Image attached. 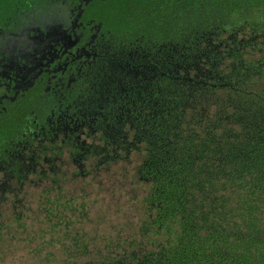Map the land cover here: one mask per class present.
I'll use <instances>...</instances> for the list:
<instances>
[{
    "label": "trees",
    "instance_id": "obj_1",
    "mask_svg": "<svg viewBox=\"0 0 264 264\" xmlns=\"http://www.w3.org/2000/svg\"><path fill=\"white\" fill-rule=\"evenodd\" d=\"M97 5L125 49L97 61L103 108L86 102L107 119L78 115L107 152L138 154L146 193L124 241L71 233L74 258L51 264H264V0Z\"/></svg>",
    "mask_w": 264,
    "mask_h": 264
},
{
    "label": "flooded vegetation",
    "instance_id": "obj_2",
    "mask_svg": "<svg viewBox=\"0 0 264 264\" xmlns=\"http://www.w3.org/2000/svg\"><path fill=\"white\" fill-rule=\"evenodd\" d=\"M124 39L105 23L97 0H16L10 5L0 0L3 202L10 196L15 203L26 201L29 183L62 184L67 150L75 174L86 175L90 167L110 161L111 151L99 135L85 130V120L108 117L90 111L87 103L103 108L96 95L101 88L97 61L103 58L106 66L125 49ZM76 104H85L87 119L78 115Z\"/></svg>",
    "mask_w": 264,
    "mask_h": 264
},
{
    "label": "rangeland",
    "instance_id": "obj_3",
    "mask_svg": "<svg viewBox=\"0 0 264 264\" xmlns=\"http://www.w3.org/2000/svg\"><path fill=\"white\" fill-rule=\"evenodd\" d=\"M67 151L62 184L29 183L23 192L26 201L19 203L11 201L12 196L3 202L0 196V212H4L0 219L10 222L4 229L1 264H51L69 254L73 259L71 233L85 232L92 244L105 247L136 231L140 198L146 193L144 183L135 177L138 154L124 158L111 151L109 162L80 175L75 174L76 165ZM48 187L52 192L45 193ZM16 216L19 221L12 222Z\"/></svg>",
    "mask_w": 264,
    "mask_h": 264
},
{
    "label": "bare ground",
    "instance_id": "obj_4",
    "mask_svg": "<svg viewBox=\"0 0 264 264\" xmlns=\"http://www.w3.org/2000/svg\"><path fill=\"white\" fill-rule=\"evenodd\" d=\"M207 36H208V35H207ZM130 39H131V37H130ZM210 39H211V38H210ZM217 42H218V40H217ZM208 45H209V44H208ZM201 46H202V45H201ZM149 47H150V45H149ZM202 47H203V46H202ZM205 47H207V46H205ZM191 48H192V47H191ZM200 48H201V47H200ZM201 49H202V48H201ZM206 49H207V48H206ZM105 50H106V49H105ZM187 50H189V49H187ZM139 51H140V50H139ZM141 51H142V50H141ZM196 51H198V50L196 49ZM110 52H111V51H110ZM200 52H201V51H200ZM108 53H109V52H108ZM115 53H116V52H115ZM139 53H140V52H139ZM204 53H205V52H204ZM111 54H114V53H111ZM135 54H136V53H135ZM137 54H138V53H137ZM115 55H116V54H115ZM117 55H118V54H117ZM110 56H111V55H110ZM118 56H119V55H118ZM121 56H122V54H121ZM134 56H135V55H134ZM110 58H111V57H110ZM116 58H117V57H116ZM116 58H115V59H116ZM140 58H141V57H140ZM113 63H114V62H113ZM119 63H120V59H119ZM119 63H118V64H119ZM123 63H124V61H123ZM122 65H124V64H122ZM122 65H121V66H122ZM125 65H126V64H125ZM125 65H124V66H125ZM142 73H143V72H142ZM109 80H110V79H109ZM113 82H114V81H113ZM116 82H118V81H116ZM120 87H121V86H120ZM122 88H123V87H122ZM139 89H140V88H139ZM129 90H130V89H129ZM138 92H139V91H138ZM144 92H145V91H144ZM141 93L143 94L142 91H141ZM149 93H150V92H149ZM125 94H126V93H125ZM142 94H141V95H142ZM122 95H123V94H122ZM128 96H129V95H128ZM130 97H132V96H130ZM144 98H145V97H144ZM131 102H132V101H131ZM134 104H136V103H134ZM136 106H137V105H136ZM135 109H136V108H135ZM138 110H139V107H138ZM138 110H137V111H138ZM125 111H126V110H125ZM132 112H133V111H132ZM134 112H135V111H134ZM109 113H110V112H109ZM140 113H141V112H140ZM131 114H132V113H131ZM134 114H135V113H134ZM135 115H137V114H135Z\"/></svg>",
    "mask_w": 264,
    "mask_h": 264
},
{
    "label": "water",
    "instance_id": "obj_5",
    "mask_svg": "<svg viewBox=\"0 0 264 264\" xmlns=\"http://www.w3.org/2000/svg\"><path fill=\"white\" fill-rule=\"evenodd\" d=\"M86 4H90L92 0H84Z\"/></svg>",
    "mask_w": 264,
    "mask_h": 264
}]
</instances>
